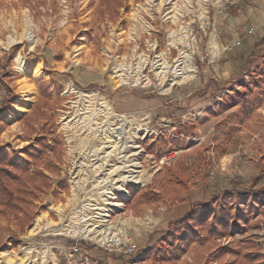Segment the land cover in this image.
Segmentation results:
<instances>
[{
	"label": "rangeland",
	"instance_id": "obj_1",
	"mask_svg": "<svg viewBox=\"0 0 264 264\" xmlns=\"http://www.w3.org/2000/svg\"><path fill=\"white\" fill-rule=\"evenodd\" d=\"M97 4L0 0V158L16 151L15 159L28 163L23 152L33 141L25 138L20 119L31 108L42 78L52 97L58 90L63 96L56 124L64 139L60 176H52L51 189L37 202L30 224L12 236L0 218V264L229 263L232 257H218V250L250 241L246 237L257 224L237 225L225 236L193 242L180 251L165 239L195 206L215 201L225 191L234 207H245L256 196L252 220L264 217V95L252 116L239 120L245 127L236 126L239 136L218 132L213 124L206 129L197 125L228 96H235L231 101L238 106V97L251 82L223 92L245 71H251L250 81L257 76L250 65L260 48L246 41L264 29V0H126L128 8L93 24ZM234 7L243 12L230 13ZM24 29L32 43L23 42ZM11 35L19 42L8 45ZM236 39L239 45L224 49ZM185 54L192 76L181 80ZM18 55L26 71L16 63ZM233 60L238 74L222 78L224 62ZM25 89L30 92L22 97ZM109 110L128 120L125 133L137 146L130 147L137 154L128 157L137 165L128 169L137 171L141 184L125 182V193L118 175H108L119 165L117 156L104 165L108 170L96 168L103 160L96 158L97 149L108 152L110 148L101 147L110 145L107 134L120 126L116 121L110 125ZM224 179L230 186L218 195ZM128 183L136 190L151 189L159 202L129 208ZM193 198L195 203L184 213ZM77 221L91 224L92 238L55 233L57 226L65 230ZM261 238L262 245L254 244L264 254ZM129 242L136 243L134 252L119 250Z\"/></svg>",
	"mask_w": 264,
	"mask_h": 264
},
{
	"label": "trees",
	"instance_id": "obj_2",
	"mask_svg": "<svg viewBox=\"0 0 264 264\" xmlns=\"http://www.w3.org/2000/svg\"><path fill=\"white\" fill-rule=\"evenodd\" d=\"M122 7L128 8L126 0H98L92 23L105 17H115ZM229 12L238 14L243 12V8L234 7ZM261 40L263 43L264 37ZM256 75L236 101L240 121H247L252 116L255 104L264 95V60ZM45 83L44 78L38 81L39 91L31 108L20 119L25 138L33 141L23 152L28 163L17 161L16 151L4 153L0 158V218L5 220L12 236L21 233L30 224L37 202L51 189L52 176H60L61 172L59 165L64 154V139L57 130L56 121L58 111L62 109L63 96L58 90L52 97ZM64 187L67 189V184ZM127 191L130 195L129 208L160 200L151 189L136 190L132 183L127 184ZM229 197L231 193L225 191L219 199L195 206L177 223L175 232L166 237V244L180 251L193 242L203 243L215 235L225 236L237 225L252 228L251 220L259 198L253 196L252 200H246L245 207H234ZM226 254L232 260L225 264H264V254L251 241H235L222 246L217 252L218 257Z\"/></svg>",
	"mask_w": 264,
	"mask_h": 264
},
{
	"label": "bare ground",
	"instance_id": "obj_3",
	"mask_svg": "<svg viewBox=\"0 0 264 264\" xmlns=\"http://www.w3.org/2000/svg\"><path fill=\"white\" fill-rule=\"evenodd\" d=\"M28 29H24V32L21 34L22 40H23V42H24V40H28L29 42L32 43V41H34V40L31 39L32 36H31V33L29 32ZM169 38L171 40V35L169 36ZM22 40H20V41H22ZM15 41H16L15 36L11 35V37H9V39H8V45L15 43ZM16 42H19V41H16ZM181 57H182L181 62L183 63V66H182V71L180 72V74H178V77H181L182 78L181 80H186L192 76L191 71H192L193 67L187 62V60L189 59L188 55L185 54V55H182ZM15 61H16V63H18L20 65V69L22 71H26L20 55L16 56ZM39 71L40 70H38V72ZM40 73L41 72H39V74ZM29 92H30L29 89H25L23 91L22 97H24ZM108 113L110 114V117L113 118L112 120H109L110 125L112 123H114L113 121L119 122V124H120L119 127H117V128L114 127V129H111L112 131H110L108 134L106 133L109 139H111V140L114 139L113 141H117V142H115V144H114L111 140H109L110 145L107 146V145L103 144V146L101 148L102 149L110 148V150L108 152H106L105 150L103 151V150L97 149L98 155L96 158H98V159L101 158L103 160L101 161L100 164L97 165L96 168H97V170L103 171L102 169L105 167L104 166L105 164H108V162H109L108 159L111 158L110 156H113V157L117 156V158L120 159V161L118 162L119 165H116L114 168L109 170L108 175L111 176L114 173H116L118 175L117 180L121 182V185L119 186L120 191L122 193H125L126 192V190L124 188L125 182L133 181L138 186H140V184H141V178H140L139 174L136 173L137 171H134V170L132 171L131 169L130 170L128 169V167H130L131 165H134V164L137 165L136 163H132L131 161L128 160L129 156L137 154V151H133L132 149H130V147L131 148H137V146H135V145L133 146L132 141L130 139H128V137L125 133V129L128 127V124H129L128 120L123 115L116 114L110 110L108 111ZM98 114H99V112H98ZM104 169L108 170V169H106V167ZM104 215H107V214H103V216ZM83 221H85V219H83ZM89 225H91V224H88L87 226L84 224L82 226L80 224V221L79 222L77 221V222H74L73 225H68V228L65 230L63 229V227L61 225L57 226L54 230L56 231L55 233H57V234L61 233V234L71 235L74 237H81V238L90 239L93 237L95 231L92 230L91 228H88ZM53 227H54V225H53ZM95 227H98V226H95ZM110 241L118 243V240H113V239L112 240L111 239L106 240V242H110Z\"/></svg>",
	"mask_w": 264,
	"mask_h": 264
},
{
	"label": "crops",
	"instance_id": "obj_4",
	"mask_svg": "<svg viewBox=\"0 0 264 264\" xmlns=\"http://www.w3.org/2000/svg\"><path fill=\"white\" fill-rule=\"evenodd\" d=\"M251 29L254 30L253 27H250L248 30H251ZM263 37H264V29L263 30L257 29L255 31L254 36L252 37V42L250 41L251 39L249 40V38L246 41V43L249 46H252L253 44H256L255 46H258L257 47L258 49L260 48L259 52L258 51L256 52V55H255L256 59H255V61L250 65L251 66L250 68L252 70L258 71L259 68H260V66H261L262 61L264 60V42L263 43L260 42ZM231 64L233 66H231ZM236 64H237L236 60L235 61L233 60V62H231V63H229V61L228 62L225 61L224 64H223V68H222V70L220 72L222 74V78L228 77L230 72L231 73L233 72L232 74H234V71L235 72L237 71L236 74H238L239 71H238V67H236ZM231 67H233L235 69L231 71ZM236 74H234V75H236ZM231 98L234 99L235 96H228L226 98V101L223 102L222 104H220L216 108V110L214 111V113H205L204 114V119H203L205 121V123H203V121H200V124L198 122L197 125H199L202 128L206 129V127L209 124H213L217 128V131L218 132H220V131H228L233 136H239L238 133L240 134V131H241L240 129L241 128L243 129L245 127H243V123L240 124V121H239V106H236V105L233 106L232 101H231L232 100ZM244 124H245V122H244ZM236 126H240L241 128L240 127H236ZM241 133H243V132H241ZM221 183H223V185L219 189V192L220 193L218 195H221L222 192L225 189H228V187L230 186L227 179L226 180L224 179ZM209 194L207 193L205 195H209ZM209 196H210V198H212L214 195H213V193H211ZM205 198H207V197H205ZM194 199L195 198H193L191 201H189L187 203L186 206H184V208L186 209V211L184 213H186L189 210L190 206L193 203H195V202H193ZM258 213H259V211H258ZM253 220H251V223L252 224L254 223L255 225L256 224L258 225V223H259V226L256 225V228H257L256 230H255V228L253 230L251 229L253 234L251 236L246 237V238H248L251 242H256L258 244V242H260V239H262L261 237H264L263 236V234H264L263 233L264 232V228L262 229V227H263L261 225L262 224V221H260V220H264V217H262V216L259 215V216H257V220L256 221H253ZM262 243H261V245H262ZM200 247H202V246L200 245Z\"/></svg>",
	"mask_w": 264,
	"mask_h": 264
},
{
	"label": "built area",
	"instance_id": "obj_5",
	"mask_svg": "<svg viewBox=\"0 0 264 264\" xmlns=\"http://www.w3.org/2000/svg\"><path fill=\"white\" fill-rule=\"evenodd\" d=\"M240 44L239 39L234 40L232 43H230L229 45H227L224 49H228L231 50L233 47L237 46ZM251 74V71H245L244 74L240 77V79L235 82V84L233 85L234 87L232 88H227L223 93H230L231 91H236L239 90L240 88H244V86H247V84L250 81V77L249 75ZM218 99H221V97H218ZM170 157V156H168ZM219 240V238H217ZM229 240H225L222 241L223 243H227ZM137 249V245L136 243H131L129 242L128 244H123L122 248H120L119 250H121L124 253H132ZM74 251H77V248L74 247Z\"/></svg>",
	"mask_w": 264,
	"mask_h": 264
}]
</instances>
